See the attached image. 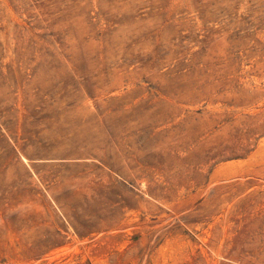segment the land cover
<instances>
[{
    "label": "rangeland",
    "instance_id": "374dc122",
    "mask_svg": "<svg viewBox=\"0 0 264 264\" xmlns=\"http://www.w3.org/2000/svg\"><path fill=\"white\" fill-rule=\"evenodd\" d=\"M0 264H264V0H0Z\"/></svg>",
    "mask_w": 264,
    "mask_h": 264
}]
</instances>
